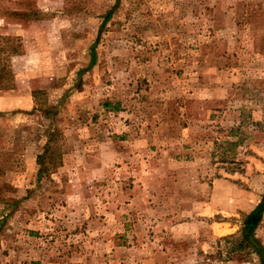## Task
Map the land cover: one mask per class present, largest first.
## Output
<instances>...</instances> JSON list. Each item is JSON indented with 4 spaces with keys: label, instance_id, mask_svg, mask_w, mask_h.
Here are the masks:
<instances>
[{
    "label": "rangeland",
    "instance_id": "rangeland-1",
    "mask_svg": "<svg viewBox=\"0 0 264 264\" xmlns=\"http://www.w3.org/2000/svg\"><path fill=\"white\" fill-rule=\"evenodd\" d=\"M0 88V264H262L264 0H0Z\"/></svg>",
    "mask_w": 264,
    "mask_h": 264
},
{
    "label": "crops",
    "instance_id": "crops-1",
    "mask_svg": "<svg viewBox=\"0 0 264 264\" xmlns=\"http://www.w3.org/2000/svg\"><path fill=\"white\" fill-rule=\"evenodd\" d=\"M232 69L228 66H223L219 72L221 73H224L225 71H231ZM221 77V76H220ZM221 80V79H220ZM221 84L222 85H225L226 87L229 86H232V83H231V80H226L225 82L221 80ZM219 89H220V86L214 84V85H211V86H205L203 88H200L199 89V92H194V93H191L188 94V97L189 99H192V100H189L186 102L187 105L185 106V109H189V108H192L194 109V111H196V118H195V113H194V117L191 116V114L193 115V112H190L188 110H185V112H187V115L183 114L182 117L184 118V121L186 122L185 126L184 125V131L185 134L186 133H190V130H196V129H199V131H201L203 129V126H200V123H202L203 121H205V119H207L208 117H206V114L208 113H214L215 111H213V109L215 107H218V105H222L223 104H227L228 107H227V111H226V116H227V119H230L231 118V109H232V99H233V95H230L231 92L227 89H223L221 92L222 93H230L228 94L226 97L224 94H222L221 96H218L221 92H219ZM209 93V96L207 95ZM216 95V96H215ZM216 98V99H215ZM225 107V106H223ZM209 115V114H208ZM212 118H209V120L213 119L214 116L211 115ZM179 118L178 119H175V117H172V116H169V118L165 121L167 122V128H166V133H165V130H160L158 128H151L149 131L147 132H144L147 136H153V137H170L172 138L171 139V142L174 141L175 144H172L170 143L169 146H167V151H168V154H177V153H180V152H187L188 151V148H190V146H185V143L186 141L182 139H179L178 135L180 134H176V131H175V126L177 125L176 123L179 122ZM193 121V122H192ZM208 121V120H207ZM229 120H227L228 122ZM188 123V124H187ZM177 127V126H176ZM174 128V129H173ZM172 130V131H171ZM198 134L201 132H197ZM183 141V144H181V142ZM192 151V149L189 150V152ZM179 164V163H178ZM182 167L185 168V167H192L190 165H187L186 162H182L181 163ZM184 174L186 176L187 172L184 171ZM184 174H180L178 173L177 174V179L180 180V176ZM179 192V191H178ZM219 226V225H218ZM219 228V227H218ZM218 228H216V231H218ZM218 233V232H217ZM220 234V233H218Z\"/></svg>",
    "mask_w": 264,
    "mask_h": 264
},
{
    "label": "trees",
    "instance_id": "trees-1",
    "mask_svg": "<svg viewBox=\"0 0 264 264\" xmlns=\"http://www.w3.org/2000/svg\"><path fill=\"white\" fill-rule=\"evenodd\" d=\"M37 94L38 92H34V96H36ZM41 164H43V162L40 163V165ZM263 214H264V196L262 198L261 203L251 213H249L246 216L242 231L245 241L254 249H256L257 252L261 251L260 248L261 246L255 237V231L263 218ZM260 255H261V262L262 264H264V251H261Z\"/></svg>",
    "mask_w": 264,
    "mask_h": 264
}]
</instances>
